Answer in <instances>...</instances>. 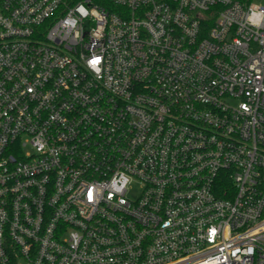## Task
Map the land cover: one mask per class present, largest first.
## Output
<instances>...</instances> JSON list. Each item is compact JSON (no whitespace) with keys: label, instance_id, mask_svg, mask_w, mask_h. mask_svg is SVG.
<instances>
[{"label":"built area","instance_id":"obj_1","mask_svg":"<svg viewBox=\"0 0 264 264\" xmlns=\"http://www.w3.org/2000/svg\"><path fill=\"white\" fill-rule=\"evenodd\" d=\"M0 264H264V6L0 0Z\"/></svg>","mask_w":264,"mask_h":264},{"label":"rangeland","instance_id":"obj_2","mask_svg":"<svg viewBox=\"0 0 264 264\" xmlns=\"http://www.w3.org/2000/svg\"><path fill=\"white\" fill-rule=\"evenodd\" d=\"M253 2L264 6V0H253ZM131 196H136V193L133 192Z\"/></svg>","mask_w":264,"mask_h":264}]
</instances>
